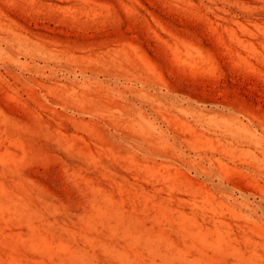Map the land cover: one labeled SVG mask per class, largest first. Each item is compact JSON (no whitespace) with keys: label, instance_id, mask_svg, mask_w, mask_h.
<instances>
[{"label":"rangeland","instance_id":"obj_1","mask_svg":"<svg viewBox=\"0 0 264 264\" xmlns=\"http://www.w3.org/2000/svg\"><path fill=\"white\" fill-rule=\"evenodd\" d=\"M0 264H264V0H0Z\"/></svg>","mask_w":264,"mask_h":264}]
</instances>
